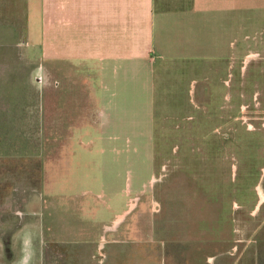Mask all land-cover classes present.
<instances>
[{
    "label": "rangeland",
    "instance_id": "obj_1",
    "mask_svg": "<svg viewBox=\"0 0 264 264\" xmlns=\"http://www.w3.org/2000/svg\"><path fill=\"white\" fill-rule=\"evenodd\" d=\"M41 1L0 0V248L43 249L44 264H264V44L161 98L153 158L142 149L119 174L89 157L92 178L75 161L62 180L57 159L84 151L78 131L96 124L98 66L42 61ZM120 179L122 197L83 193ZM61 185L73 212L57 211ZM86 200L105 223L79 221Z\"/></svg>",
    "mask_w": 264,
    "mask_h": 264
},
{
    "label": "crops",
    "instance_id": "obj_2",
    "mask_svg": "<svg viewBox=\"0 0 264 264\" xmlns=\"http://www.w3.org/2000/svg\"><path fill=\"white\" fill-rule=\"evenodd\" d=\"M41 4L42 61L98 66L97 82L89 89L99 108L96 124L78 131L84 151L62 153L57 159L62 180L66 168L68 173L76 162L82 176L92 178L89 157L101 159L98 167L109 172L112 165L119 174L142 149L153 158L161 98L166 101L176 94L188 76L204 69L229 70L247 58L253 42L257 47L264 44V0H42ZM97 142L103 147H95ZM125 144H134V150L128 151ZM104 181L110 185L106 174ZM107 183L96 195L88 188L83 193L101 199L107 191L116 198L126 193L122 179L116 180L112 191ZM65 196L61 185L55 194L59 213L66 206ZM129 202L122 212H113V223H123L133 207ZM79 204L85 212L81 223H105L97 203ZM74 207L75 202L67 205L65 213ZM34 235L45 238L43 231ZM61 237L87 238L65 233ZM18 250L0 248V264H44L48 256L43 249Z\"/></svg>",
    "mask_w": 264,
    "mask_h": 264
},
{
    "label": "bare ground",
    "instance_id": "obj_3",
    "mask_svg": "<svg viewBox=\"0 0 264 264\" xmlns=\"http://www.w3.org/2000/svg\"><path fill=\"white\" fill-rule=\"evenodd\" d=\"M25 249V248H24ZM28 249V248H27ZM26 250V249H25ZM19 264V263H18Z\"/></svg>",
    "mask_w": 264,
    "mask_h": 264
}]
</instances>
